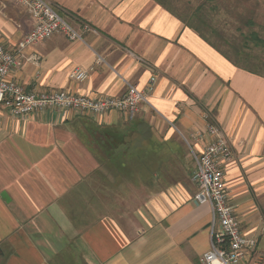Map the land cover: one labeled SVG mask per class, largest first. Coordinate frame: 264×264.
<instances>
[{
    "label": "crops",
    "instance_id": "1",
    "mask_svg": "<svg viewBox=\"0 0 264 264\" xmlns=\"http://www.w3.org/2000/svg\"><path fill=\"white\" fill-rule=\"evenodd\" d=\"M79 33L27 45L11 79L26 91L121 96L133 118L0 103V264H204L212 211L194 199L193 151L219 125L233 150L229 202L264 264V61L234 64L156 0H47ZM35 18L0 0V43L16 51ZM81 67L84 81L70 77Z\"/></svg>",
    "mask_w": 264,
    "mask_h": 264
},
{
    "label": "built area",
    "instance_id": "2",
    "mask_svg": "<svg viewBox=\"0 0 264 264\" xmlns=\"http://www.w3.org/2000/svg\"><path fill=\"white\" fill-rule=\"evenodd\" d=\"M15 1L26 6L36 22L16 51H10L0 43V103L10 108L13 116L26 117L52 107L94 114L117 110L133 118L140 104L148 102L155 79L151 80L148 89H139L136 85L129 84L126 93L121 96L92 97L65 90H24L10 75L19 67L22 50L27 45L45 40L55 33H63L70 40H82V36L47 0ZM70 77L81 82L88 77V71L76 67L71 71ZM204 134L209 139L200 153L193 151L196 168L192 175V180L198 187L194 199L199 203H209L212 211L211 247L204 253L202 261L204 264H239L247 252L255 249L257 241L242 233L229 202L225 169L234 159L233 150L219 125L209 122L205 133H198L197 137L202 139Z\"/></svg>",
    "mask_w": 264,
    "mask_h": 264
},
{
    "label": "rangeland",
    "instance_id": "3",
    "mask_svg": "<svg viewBox=\"0 0 264 264\" xmlns=\"http://www.w3.org/2000/svg\"><path fill=\"white\" fill-rule=\"evenodd\" d=\"M168 4L182 16L192 19L195 13L205 19L208 23V27L203 26L206 36L223 49L234 44L243 45L244 35L251 31L264 38V0H169ZM243 50L251 67L264 61V50L253 42L243 45Z\"/></svg>",
    "mask_w": 264,
    "mask_h": 264
},
{
    "label": "trees",
    "instance_id": "4",
    "mask_svg": "<svg viewBox=\"0 0 264 264\" xmlns=\"http://www.w3.org/2000/svg\"><path fill=\"white\" fill-rule=\"evenodd\" d=\"M158 1L161 5L166 7L167 9L171 10L173 13H175L177 16H179L187 25L190 27L194 28L206 41H208L212 46H214L216 49L221 51L229 60H231L234 64L238 66H242L244 68H251L252 67L249 65V57L247 53L243 50V45H246L248 42H253V44L257 48H262L264 50V38L260 36L258 32L251 31L248 35H244V44H234L232 45L229 49H223L221 46L217 45L214 43L209 37L206 36L203 26L208 27V23L205 19L201 18L199 15L193 13L191 17H185L177 13L169 4V0H156ZM208 1H214V0H208ZM200 9V8H199ZM197 17L196 19H194ZM251 25L253 24V21L249 22ZM249 24V25H250ZM214 31V30H213ZM217 33V32H215ZM218 36L220 33H217ZM255 69L258 70V68L261 66L258 63L253 65Z\"/></svg>",
    "mask_w": 264,
    "mask_h": 264
}]
</instances>
